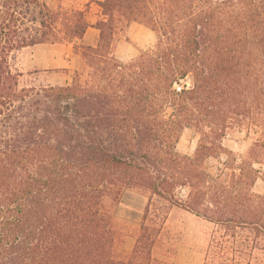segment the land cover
I'll return each instance as SVG.
<instances>
[{
  "label": "trees",
  "instance_id": "trees-1",
  "mask_svg": "<svg viewBox=\"0 0 264 264\" xmlns=\"http://www.w3.org/2000/svg\"><path fill=\"white\" fill-rule=\"evenodd\" d=\"M133 22L156 41L124 62L114 42ZM89 27L99 35L87 46ZM56 43L84 51L71 82L22 83L16 53ZM187 76L189 87L170 91ZM184 129L198 135L191 156L176 149ZM233 131L252 139L239 162L223 146ZM221 153L226 177L205 167ZM255 164L264 165V0H92L58 10L0 0V264H171L173 208L213 224L202 264H264ZM127 191L147 201L120 256L114 207Z\"/></svg>",
  "mask_w": 264,
  "mask_h": 264
},
{
  "label": "rangeland",
  "instance_id": "rangeland-1",
  "mask_svg": "<svg viewBox=\"0 0 264 264\" xmlns=\"http://www.w3.org/2000/svg\"><path fill=\"white\" fill-rule=\"evenodd\" d=\"M53 10L59 8L86 9V4L92 0H46ZM98 7L91 3L89 20L95 22L98 18ZM156 41L155 32L142 24L133 22L127 26L121 35L116 38L113 54L116 58L127 62L139 54V50L151 48ZM87 44L88 37L81 40ZM85 42V43H84ZM84 51H76L73 43L38 44L17 52L13 64L23 77L24 84L59 86L71 82L73 72L82 69ZM189 87L190 77L179 80L171 89L176 90L177 85ZM176 85V86H175ZM179 103L181 100L175 96L172 100ZM198 135L191 129H184L177 143L176 149L184 155H193L197 146ZM252 139L245 132H230L223 140L226 150L233 153L236 162L240 161L251 145ZM228 156L221 153L205 161V167L213 176L226 177L228 170L225 162ZM261 176L264 177V165L255 164ZM253 190L257 193L264 191V179L256 180ZM146 197L135 191L125 192L118 204L114 207L118 219L119 235L117 236L115 250L120 256L127 255L133 248L141 215L146 204ZM213 224L180 209L173 208L166 222L165 239L175 247L176 252L171 258V264H202L204 250L207 248Z\"/></svg>",
  "mask_w": 264,
  "mask_h": 264
},
{
  "label": "crops",
  "instance_id": "crops-1",
  "mask_svg": "<svg viewBox=\"0 0 264 264\" xmlns=\"http://www.w3.org/2000/svg\"><path fill=\"white\" fill-rule=\"evenodd\" d=\"M98 35H99V31L96 28L89 27L86 30V32H85V34H84V36L82 38V40H85L86 37H88V41L89 42L87 44H84V45H87V46L94 45L96 40H97V38H98Z\"/></svg>",
  "mask_w": 264,
  "mask_h": 264
},
{
  "label": "built area",
  "instance_id": "built-area-1",
  "mask_svg": "<svg viewBox=\"0 0 264 264\" xmlns=\"http://www.w3.org/2000/svg\"><path fill=\"white\" fill-rule=\"evenodd\" d=\"M175 86H176V85H175ZM182 87H183V85H181V84L177 85V86H176L177 91L180 92V91H181L180 89H182ZM178 88H179V89H178Z\"/></svg>",
  "mask_w": 264,
  "mask_h": 264
}]
</instances>
